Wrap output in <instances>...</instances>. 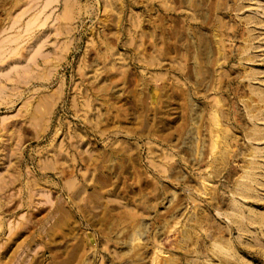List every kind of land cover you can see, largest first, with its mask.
Here are the masks:
<instances>
[{
	"label": "rangeland",
	"instance_id": "obj_1",
	"mask_svg": "<svg viewBox=\"0 0 264 264\" xmlns=\"http://www.w3.org/2000/svg\"><path fill=\"white\" fill-rule=\"evenodd\" d=\"M165 262L264 264V0H0V264Z\"/></svg>",
	"mask_w": 264,
	"mask_h": 264
},
{
	"label": "bare ground",
	"instance_id": "obj_2",
	"mask_svg": "<svg viewBox=\"0 0 264 264\" xmlns=\"http://www.w3.org/2000/svg\"><path fill=\"white\" fill-rule=\"evenodd\" d=\"M48 1H49V0H48ZM56 1H57V0H55V2H56ZM17 2H19V0H17ZM160 2H161V1H160ZM165 2H166V1H165ZM50 3H52V1H50ZM50 3H48V4L50 5ZM48 4H47V5H48ZM67 4H68V3H67ZM165 4H166V3H165ZM166 5H167V4H166ZM66 6H67V5H66ZM71 6H72V5L69 3V7H68V9L66 8V9H67V10H66V14L63 15L64 17L62 16L63 20H68V19H69V15H68V14H69V11L71 12ZM161 6H162V5H161ZM169 6H171V5H169ZM46 7H47V6H46ZM162 10H163V9H162ZM169 10H170V8H169L168 6H166V12H169ZM171 10H172V9H171ZM23 15H24V14H23ZM60 19H61V18H60ZM140 19H141V18H140ZM165 19H167V17H166ZM34 20H35V19H34ZM33 22H34V21H33ZM37 22H38V18H37ZM15 23H16V22H15ZM34 24H35V22L33 23V25H34ZM29 26H30L31 28L33 27V26H31V24H30ZM30 27H29V28H30ZM11 28H12V27H11ZM60 30H61V29H60ZM24 31L26 32V29H25ZM27 31H28V30H27ZM67 32H68V31L65 32V30H64L63 33H67ZM22 33H23V32H22ZM26 33H27V32H26ZM61 33H62V32H61ZM143 34H144V33H143ZM16 35H17V34H16ZM17 39H20V37L17 38ZM24 39H25V38H24ZM160 41L166 46V48H167V50H168L169 52H170V51L172 52V50H173V46H171V44L169 45V43H167L166 40L164 41V35H163V34H161ZM13 42H14V41H13ZM15 42H16V41H15ZM11 44H12V40H11ZM19 45H20V44H19ZM137 46H138V45H137ZM138 47H139V46H138ZM154 49H155V52H154L155 55H152V54H151L152 57L149 59V61H150V63H152V64L155 63V64L159 65V66H157V67H160V64H161L162 61H163V60H162V57L164 56L165 53L162 51V48H160V46H156ZM110 50H111V49H110ZM40 51H41V50H40ZM107 51H108V50H107ZM33 59H34V58H33ZM33 59H32V60H33ZM30 61H31V59H30ZM33 61H35V60H33ZM50 62H51V61H50ZM146 62L148 63V61H146ZM152 66H153V65H152ZM152 66H151V67H152ZM180 66H181V65H180ZM49 69H50V68H49ZM51 69H52V68H51ZM47 70H48V68H47ZM110 75H111V74H110ZM111 76H112V75H111ZM109 78H110V77H109ZM39 79H40V78H39ZM46 103H47V102H46ZM88 104H89V103H88ZM28 105H29V104H28ZM46 106H47V105H46ZM215 108H216V107H215ZM215 108H213V109L215 110ZM216 109H218V108H216ZM43 110H44V109H43ZM215 111H216V110H215ZM25 112H26V111H25ZM216 112H217V111H216ZM218 112H219V111H218ZM31 114H32V113H31ZM215 114H216V113H215ZM217 115H218V113H217ZM217 115H215L214 117H212V119H215L214 121L218 120L217 117H216ZM218 116H219V115H218ZM218 121H219V120H218ZM218 121H216V123L213 122V123L215 124V126H218V125L220 124ZM217 122H218V124H217ZM220 122H221V120H220ZM214 124H213V125H214ZM210 125H211V123H210ZM213 125H212V126H213ZM215 126H214V127H215ZM212 128H213V127H212ZM215 128H217V127H215ZM219 128H220V127H219ZM213 130H214V129H213ZM218 130H219V129H218ZM218 130H216V132H217ZM221 131H222V130H221ZM214 134H215V133H214ZM250 135L256 136V135H254V134H250ZM250 135H249V137H251ZM216 136H217V135H216ZM220 136H221V135H220ZM253 136H252V137H253ZM215 139H216V138H215ZM215 139L213 138V140H215ZM217 140H218V139H217ZM222 140H223V139H222ZM214 142H215V141H213L212 144H213ZM221 142H222V141H221ZM216 143H220V142H216ZM214 147H216L215 144H214ZM214 147L212 146V149H213ZM221 152H222V150H221ZM221 154H223V152H222ZM216 155H217V154H216ZM219 156H220V155H219ZM223 156H224V155H223ZM215 157H217V156H215ZM218 158H219V157H218ZM216 160H217V158H216ZM217 162H218V161H217ZM53 163L57 164L58 162H57V161H53ZM53 163H52V164H53ZM213 164H214V163H213ZM215 164H216V163H215ZM51 166H52V165H51ZM215 167H217V166H215ZM242 186H244V185H242ZM245 186H246V185H245ZM205 188L208 189L207 187H204V189H205ZM250 190H251V187H245L244 190L241 189V191L238 192V193H237V191H236V194H237V195H241V196H243V197H249V194L247 193V191L250 192ZM204 191H206V190H204ZM207 191H208V190H207ZM209 195H210V194H209ZM234 195H235V193H234ZM246 195H248V196H246ZM235 196H236V195H235ZM235 203H236V202H234L233 204H235ZM236 206H237V205H235V207H236ZM236 208H238V207H236ZM236 208H235V209H236ZM235 209H234V210H235ZM234 212H235V211H234ZM236 214H238V211H237ZM240 214H241V213H240ZM245 217H246V216H245ZM247 217H248V216H247ZM250 218H251V217H250ZM245 219H247V218H245ZM262 221H263V220H262ZM201 222H202V221H201ZM235 223H236V222H235ZM238 224H239V223H238ZM240 224H241V223H240ZM240 227H241V226H240ZM184 234H185V233H184ZM189 234H190V233H189ZM184 237L186 238V236H184ZM186 239H188V238H186ZM190 239H191V238H190ZM191 240H192V239H191ZM216 240H217V239H216ZM220 240H221V239H220ZM218 242H219V244L216 242V244H214V247H212L213 249L211 248L212 251H213V250L215 251V249L218 251V250H219L218 248H221V247H222V249H224V251L220 249L221 251H219V252H222V251H223L222 253H226V252H225V251H226L225 249H229V247H231V246L229 245V243H227L228 241H227V242H224V243L221 241L222 244L220 243V241H218ZM232 249H233V248H232ZM232 249H231V250H232ZM229 250H230V249H229ZM231 250H230V251H231ZM212 251H211V252H212ZM214 251H213V254H214L217 258H219V257H220V256L218 255L219 253L216 254V253H214ZM227 251H228V250H227ZM232 251H233V250H232ZM231 253H233V252H231ZM211 254H212V253H211ZM220 254H221V253H220ZM227 254H228V252H227ZM210 256H211V255H210ZM223 256H224V255H223ZM229 256H230V255H229ZM229 256H228V258H229ZM228 258H227V259H228ZM172 259H173V258H172ZM224 259H225V258H224ZM155 260H156V259H155ZM222 260H223V258H222ZM223 261H224V260H223ZM223 261H222V262H223ZM225 261H226V260H225ZM168 262H169V261H168ZM219 262H220V258H219ZM222 262H221V263H222ZM226 263H227V262H226ZM164 264H166V262H165ZM168 264H169V263H168ZM211 264H212V263H211Z\"/></svg>",
	"mask_w": 264,
	"mask_h": 264
}]
</instances>
